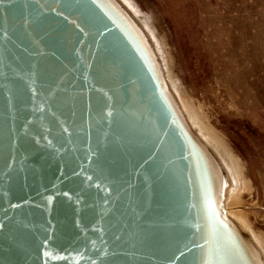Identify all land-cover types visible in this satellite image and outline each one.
<instances>
[{"label": "water", "instance_id": "1", "mask_svg": "<svg viewBox=\"0 0 264 264\" xmlns=\"http://www.w3.org/2000/svg\"><path fill=\"white\" fill-rule=\"evenodd\" d=\"M226 187L118 0H0V264H264Z\"/></svg>", "mask_w": 264, "mask_h": 264}, {"label": "rangeland", "instance_id": "2", "mask_svg": "<svg viewBox=\"0 0 264 264\" xmlns=\"http://www.w3.org/2000/svg\"><path fill=\"white\" fill-rule=\"evenodd\" d=\"M129 1L155 34L188 125L225 147V160L214 152L233 185L222 215L241 222L264 255L255 240L264 243V0Z\"/></svg>", "mask_w": 264, "mask_h": 264}, {"label": "bare ground", "instance_id": "3", "mask_svg": "<svg viewBox=\"0 0 264 264\" xmlns=\"http://www.w3.org/2000/svg\"><path fill=\"white\" fill-rule=\"evenodd\" d=\"M118 2H120V4H122V6L129 12V14L134 18V20H139L140 21V23H142V24H144V28H145V33H146V35H147V37H148V39L150 40V42H154L155 43V45L157 46V48H158V52H156L157 53V57H158V60H160L162 63H163V65L165 66V64H166V61H165V57L163 56V52L161 51V47H159L158 45V42H157V40H156V38H155V34L154 33H152V31H151V29L149 28V26L146 24V22L145 21H143L142 20V18H140L139 17V15H138V12L136 11V9H135V7L133 6V4L129 1V0H118ZM169 90H170V88H169ZM203 134V133H202ZM204 136V137H203ZM203 139H204V141L201 139V137H199L201 140H202V142L206 145V146H208L210 149H212L211 151H212V153L214 154V152L217 154V156H219L220 158H223L224 159V157H223V154H222V152H221V149L220 148H223L224 146H222L221 144H218V143H213L214 142V140H212L211 142H209L208 141V139L205 137V135L203 134ZM213 136V135H212ZM213 144V145H212ZM223 150H225V147L223 148ZM225 155V154H224ZM214 156L216 157V155L214 154ZM225 160V159H224ZM232 190L233 189V185H231L230 184V186H227V188H226V190H225V193H224V198L227 196V194H228V192H229V190ZM226 204L228 203V200H226V202H225ZM228 205V204H227ZM226 214L228 215V217L231 219H234L233 217V215L231 214V213H229L228 211L226 212ZM234 223H238L237 225H238V227L240 228V230L242 231V232H244V233H246V230L241 226V222H238L236 219H235V222ZM241 226V227H240ZM254 238H255V235H254ZM255 240H256V242L258 243V245L260 246V249L262 250V251H264V243H263V241L261 240H259L258 241V239L257 238H255ZM256 246V245H255ZM257 247V246H256ZM257 249L259 250V248L257 247ZM259 252H260V250H259ZM261 253V252H260ZM262 254V257H263V259H264V255H263V253H261Z\"/></svg>", "mask_w": 264, "mask_h": 264}]
</instances>
